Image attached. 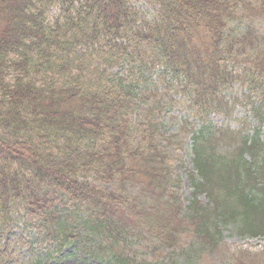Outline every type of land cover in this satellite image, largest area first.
<instances>
[{"label": "trees", "instance_id": "trees-1", "mask_svg": "<svg viewBox=\"0 0 264 264\" xmlns=\"http://www.w3.org/2000/svg\"><path fill=\"white\" fill-rule=\"evenodd\" d=\"M144 1L0 0V235L32 228L56 252L72 240L81 264H195L225 248L227 225L264 237V0ZM153 70L201 123L187 205L157 120L174 99L150 103ZM235 85L251 134L207 125Z\"/></svg>", "mask_w": 264, "mask_h": 264}, {"label": "rangeland", "instance_id": "rangeland-1", "mask_svg": "<svg viewBox=\"0 0 264 264\" xmlns=\"http://www.w3.org/2000/svg\"><path fill=\"white\" fill-rule=\"evenodd\" d=\"M130 3L143 11L151 10L150 5L144 0H130ZM146 77L150 79L148 86H153L152 93L156 94L151 96L150 103L164 97H168L167 100L169 98L174 99L171 103H165L163 111L157 115V120L161 133L166 137L175 136L166 148L167 155L172 162L173 174L180 173L183 177V185L179 190V195L184 205H187L192 191L186 175L187 169L193 168L191 160L192 133L200 127L201 123L194 120L189 101L182 91H178L176 81L159 76L157 70L150 71ZM166 81L173 84V88L168 91V94H165ZM245 93L247 91L239 85H235L227 91L224 94L221 108L210 113L207 125L215 128V130L222 129L223 131L230 128L242 133H253L256 122L246 104ZM261 138L264 141V129H262ZM162 145H165L164 141H162ZM135 184L136 182H133L131 187L137 195L141 193L142 199L140 200H148L151 205L155 206L157 202L150 198V188L142 186L141 191V186H133ZM113 185V183H107L105 186L108 189H113ZM200 199L202 202L207 201L205 194H202ZM37 237V230L32 228L23 230L21 226H14L6 233L1 234V250L6 255L0 259V264H38L39 262V264H81L80 255H75L77 242L71 240L61 251L56 252L55 246L49 248L50 245L47 244L31 243ZM223 242L225 248L222 246L210 254L203 255L202 260H196L195 264H238L234 256L237 255L240 258L239 251L241 250L247 253V255L244 254L247 258L246 261L249 262L247 264H264V237L240 235L235 225H227L222 228ZM232 254L233 256H231ZM98 256H100L98 259L92 258L95 264H107L108 259L103 258V254H98ZM184 261L185 258H182L178 264H185Z\"/></svg>", "mask_w": 264, "mask_h": 264}]
</instances>
